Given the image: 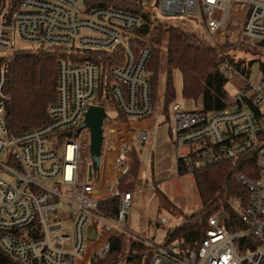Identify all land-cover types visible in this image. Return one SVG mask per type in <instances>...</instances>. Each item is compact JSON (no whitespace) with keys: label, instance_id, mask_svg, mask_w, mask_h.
Masks as SVG:
<instances>
[{"label":"built area","instance_id":"2783aa9c","mask_svg":"<svg viewBox=\"0 0 264 264\" xmlns=\"http://www.w3.org/2000/svg\"><path fill=\"white\" fill-rule=\"evenodd\" d=\"M109 1L119 2L0 0V253L21 264H90L103 261L113 237L122 232L127 241L152 251L147 264H264V140H259L264 137V78L252 84L228 57L222 56L218 65L235 90L232 100L225 91L219 96L223 108L217 111L186 109L175 101L167 122L176 148L199 145L189 153L196 159L186 160L188 171L257 151L258 179L235 176L249 193L238 216L243 228L229 232L215 214L198 248L184 252L179 241L161 245L125 228L136 190L118 188L131 149L129 127L121 117L141 119L152 110L146 72L150 50H135L132 44L144 16L189 20L201 27L198 37L212 46L239 27L243 40L262 47L264 0H125L135 12L103 6ZM17 42L62 55L47 121L20 133L7 125L4 92L7 61L21 50ZM90 106L105 113L95 188L90 137L76 135ZM250 106L258 108V116ZM159 116L166 120L163 111ZM147 137L142 132L139 140ZM104 166L110 167V177ZM111 198L119 204L109 216L99 204ZM143 201L159 216L163 202L155 186L148 187ZM165 224V217L157 220L158 226Z\"/></svg>","mask_w":264,"mask_h":264},{"label":"trees","instance_id":"16d2710c","mask_svg":"<svg viewBox=\"0 0 264 264\" xmlns=\"http://www.w3.org/2000/svg\"><path fill=\"white\" fill-rule=\"evenodd\" d=\"M103 3L126 12H135L132 2L117 0ZM145 24L133 39L135 50L148 47L150 57L146 72L150 77L151 98L154 101L158 79L163 75L162 110L167 121L171 103L175 102V91L172 76L175 71L181 75V96L183 100L200 102L207 111L223 108L219 96L225 92L227 78L221 72L218 61L226 56V50L235 46L232 43L212 46L196 34L179 27L163 25L161 20L149 14L144 16ZM264 47V44L262 45ZM165 52V63L162 66V53ZM62 57L59 51L45 49H22L14 53L7 61L4 92L6 102V122L14 133L36 128L47 121L46 109L55 100V83L57 62ZM234 67L240 70L243 61L229 59ZM258 116V108L250 106ZM123 121L126 118L121 117ZM259 140H264L259 136ZM188 158L196 159L190 154ZM187 159L179 158L178 175L191 174L201 201V209L185 216L181 224L170 229L163 240V245L179 241L184 252L198 248L205 238L208 219L218 214L221 222L229 232L241 230L243 225L238 216L246 206L249 193L235 181L237 174H243L257 180L259 169L256 167L257 151L253 148L239 156L214 165L202 166L188 171ZM128 170L120 179L118 188L129 192L138 187L137 181L141 165L136 154L127 156ZM128 180L127 183L123 181ZM118 198H111L99 204V210L109 216L116 214ZM124 250L125 262L128 264H147L152 251L145 246L114 236L111 248L103 261L92 260L90 264H118ZM1 264H21L0 253Z\"/></svg>","mask_w":264,"mask_h":264},{"label":"rangeland","instance_id":"374dc122","mask_svg":"<svg viewBox=\"0 0 264 264\" xmlns=\"http://www.w3.org/2000/svg\"><path fill=\"white\" fill-rule=\"evenodd\" d=\"M163 25L167 28L170 26L179 27L185 31L196 34L197 36L203 35L201 27L195 25V23L189 20H162ZM218 36V35H217ZM216 39L219 40V37ZM223 42L232 43L235 46L226 50L225 55L233 61H243L240 72L243 73L252 84H258L262 78H264V47H255L248 41L243 40L239 33V27H233L231 31H227L223 36ZM17 47L26 49L29 47L24 43L17 42ZM165 63V52L162 53V66ZM173 87L175 91V101L179 102L184 108L192 109L194 107H201L199 101L195 104L192 101L183 100L181 96L182 80L178 71H175L172 76ZM163 75L159 76L156 95L152 103V110L148 116L141 119L126 118L125 122L128 124V135L131 138L130 152L136 154L140 161L141 169L138 176V180L142 185L147 182H151L153 185L164 182V184L158 185L157 190L167 202L174 205L183 215L178 221H174L170 216L165 215L163 210L159 211V216L152 210H144L142 207L141 199L139 196H133L132 203L125 216V228L138 231V223L141 213H143V219H141L142 226L144 227V234L147 239L154 240L156 243L163 245V240L166 233L170 228L181 223L185 216L201 209V201L199 199L195 183L191 174H185L178 176L177 161L179 158L188 159L189 153H192L199 149L198 143L192 145H180L176 148L169 136L168 127L169 123L159 116L162 110L163 103ZM227 100H232L235 94L234 88L227 83L225 86ZM96 104L94 100L92 102ZM261 110L264 112V105ZM144 132L147 133V140L140 141L139 135ZM78 137L89 135L88 129H81L76 133ZM101 166L98 169H93V182L92 187L95 188L97 173L100 172ZM105 175L110 177L111 169L108 166H104ZM145 174L147 178H145ZM127 183L128 180L123 181ZM161 217H165L168 223L163 226L157 225V220ZM115 236L125 238L126 236L122 232H117ZM118 264L125 263L124 250L122 251Z\"/></svg>","mask_w":264,"mask_h":264},{"label":"water","instance_id":"95a60500","mask_svg":"<svg viewBox=\"0 0 264 264\" xmlns=\"http://www.w3.org/2000/svg\"><path fill=\"white\" fill-rule=\"evenodd\" d=\"M105 113L102 107L90 106L85 113V119L78 130L88 129L90 137V154L94 168H98L102 143V121ZM128 170V169H127ZM124 173H126V171Z\"/></svg>","mask_w":264,"mask_h":264},{"label":"crops","instance_id":"0c3cea01","mask_svg":"<svg viewBox=\"0 0 264 264\" xmlns=\"http://www.w3.org/2000/svg\"><path fill=\"white\" fill-rule=\"evenodd\" d=\"M145 176H146L145 178H147L146 174H145ZM164 183H165V181L161 182V183H158L157 185H153L151 182H147V180H146V183L142 185L141 181H139V180L137 181L138 187L136 189H134V190H136L135 195L140 197L141 203H142L141 205H142L144 210H152L156 214V211L154 209H151L150 207H147V206L143 205L144 194H145V191L148 189V187L150 185L155 186L156 189H157L158 185H161V184H164ZM158 194H159L160 199H162V202H163L162 204L160 203V208L164 211L165 215L170 216L174 221H176V220L178 221L180 218L183 217L182 213L174 205H172L171 203L167 202V200L164 199L159 192H158ZM143 216H144L143 213H141L140 218H139V223H138V228H139L138 231L135 233V232H133L131 230L133 233H135L137 235H142V236L144 234V227L142 226V223H141V219H143ZM167 223H168V220H167ZM179 224H181V223H179ZM178 225H176V226H178ZM176 226H174V227H176ZM174 227H172V228H174ZM172 228H170V229H172Z\"/></svg>","mask_w":264,"mask_h":264}]
</instances>
